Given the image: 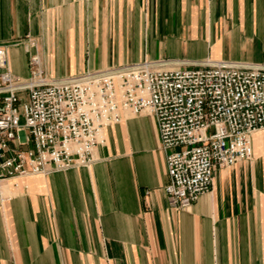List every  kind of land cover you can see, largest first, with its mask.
Instances as JSON below:
<instances>
[{"label": "crops", "instance_id": "0c3cea01", "mask_svg": "<svg viewBox=\"0 0 264 264\" xmlns=\"http://www.w3.org/2000/svg\"><path fill=\"white\" fill-rule=\"evenodd\" d=\"M10 72L45 82L143 61L264 65V0H0ZM92 164L0 182V264H264V127L185 209L154 118L122 111Z\"/></svg>", "mask_w": 264, "mask_h": 264}, {"label": "built area", "instance_id": "2783aa9c", "mask_svg": "<svg viewBox=\"0 0 264 264\" xmlns=\"http://www.w3.org/2000/svg\"><path fill=\"white\" fill-rule=\"evenodd\" d=\"M159 65L143 61L45 82L32 56L24 81L10 72L0 46V182L88 167L122 111L148 113L167 152L168 202L190 207L210 190L215 168L251 157L250 135L264 127V65Z\"/></svg>", "mask_w": 264, "mask_h": 264}, {"label": "rangeland", "instance_id": "374dc122", "mask_svg": "<svg viewBox=\"0 0 264 264\" xmlns=\"http://www.w3.org/2000/svg\"><path fill=\"white\" fill-rule=\"evenodd\" d=\"M132 64H134V63H132ZM124 65H128V64H124ZM124 65H120V66H124ZM120 66H116V67H120ZM19 139H20V141H24V139H25V132H20Z\"/></svg>", "mask_w": 264, "mask_h": 264}]
</instances>
